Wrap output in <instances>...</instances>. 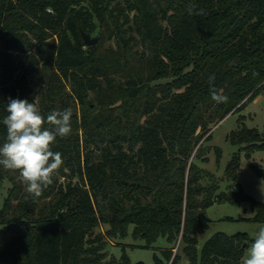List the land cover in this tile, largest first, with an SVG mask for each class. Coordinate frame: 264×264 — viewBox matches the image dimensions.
Segmentation results:
<instances>
[{"label": "trees", "instance_id": "1", "mask_svg": "<svg viewBox=\"0 0 264 264\" xmlns=\"http://www.w3.org/2000/svg\"><path fill=\"white\" fill-rule=\"evenodd\" d=\"M79 29L97 42L85 46ZM261 92L264 0H0V146L9 98L35 100L45 118L73 112L52 145L64 163L39 197L0 165V264H142L106 259L100 225L113 239L132 225L147 246L164 237L151 264H179L178 241L187 264H240L243 232H214L197 251L205 209L247 202L264 222V205L244 192L235 154L222 191L200 183L214 175L191 158L206 160L211 126ZM228 138L246 156L263 145L244 126Z\"/></svg>", "mask_w": 264, "mask_h": 264}, {"label": "rangeland", "instance_id": "2", "mask_svg": "<svg viewBox=\"0 0 264 264\" xmlns=\"http://www.w3.org/2000/svg\"><path fill=\"white\" fill-rule=\"evenodd\" d=\"M25 77L29 78L26 74ZM242 126L256 130L263 143L260 148L251 151L249 156H246L245 152L239 149L238 143L231 144L228 138L231 131ZM209 134V137L201 143L206 160H202L200 156H192L191 158L199 167L214 175L213 180L204 177L200 183L208 185L210 182H215L219 186L218 191L224 190L228 181H226L223 171L232 155L235 154L238 156L239 162L238 181L244 192L264 205V186L261 187V181L264 180V92L256 95L241 111L229 113L211 126ZM8 186L7 180H3L0 184V206ZM205 213L210 221L202 233L195 235L197 251L214 232L220 231L227 234L243 232L246 235L244 242L247 243L241 257L240 264H243L251 244L254 243L256 233L259 228L264 227V222L253 219L255 210L247 202L213 203L205 209ZM226 217H232V219ZM131 228L132 225H129L127 235L124 238L113 239L103 234L105 225L95 227V232H100L106 241L103 249L106 259L111 256L117 259L124 252L132 263L141 261L142 264H151L154 255L161 257V249L171 245L164 237L159 236L147 246L144 239L131 236ZM182 245L181 241L176 242L172 252L180 255L179 264H187V257L181 250Z\"/></svg>", "mask_w": 264, "mask_h": 264}, {"label": "clouds", "instance_id": "3", "mask_svg": "<svg viewBox=\"0 0 264 264\" xmlns=\"http://www.w3.org/2000/svg\"><path fill=\"white\" fill-rule=\"evenodd\" d=\"M213 80L214 76H210L209 82ZM212 100L217 104L226 103L228 97L222 91L213 90ZM6 111L3 124L7 135L0 146V165L5 169L19 170L27 193L39 197L64 163L62 153L53 151L52 145L58 137L65 138L71 134L72 109L52 110L45 118L35 100L30 103L27 99L9 98ZM45 123L51 127H45ZM262 186L264 180L261 181ZM243 264H264V227L256 233Z\"/></svg>", "mask_w": 264, "mask_h": 264}, {"label": "water", "instance_id": "4", "mask_svg": "<svg viewBox=\"0 0 264 264\" xmlns=\"http://www.w3.org/2000/svg\"><path fill=\"white\" fill-rule=\"evenodd\" d=\"M79 32H80V36L82 38L83 44L85 46L93 45V44H95L97 42V37L96 36L91 35V34L85 32L82 29H79ZM21 76L23 77V74ZM243 245H244V242H243Z\"/></svg>", "mask_w": 264, "mask_h": 264}]
</instances>
